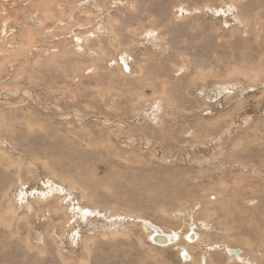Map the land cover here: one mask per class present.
<instances>
[{
    "label": "rangeland",
    "instance_id": "obj_1",
    "mask_svg": "<svg viewBox=\"0 0 264 264\" xmlns=\"http://www.w3.org/2000/svg\"><path fill=\"white\" fill-rule=\"evenodd\" d=\"M263 69L264 0H0V264H264Z\"/></svg>",
    "mask_w": 264,
    "mask_h": 264
},
{
    "label": "bare ground",
    "instance_id": "obj_2",
    "mask_svg": "<svg viewBox=\"0 0 264 264\" xmlns=\"http://www.w3.org/2000/svg\"><path fill=\"white\" fill-rule=\"evenodd\" d=\"M228 12V11H227ZM224 13V11H223ZM4 29V27H3ZM6 30V29H5ZM4 30V32H5ZM77 38V37H76ZM80 38V37H79ZM78 40V39H77ZM152 40V39H151ZM152 43V42H151ZM82 45V44H81ZM76 46V45H75ZM78 48V47H77ZM92 50V49H91ZM121 60L124 62V66L127 69L129 68L128 63L126 62V59L124 57L121 58ZM263 67V66H262ZM264 70V69H263ZM70 182V181H69ZM74 187V186H73ZM52 189H50L49 191H51ZM45 194V193H42ZM51 194V193H50ZM46 196V195H43ZM45 198V197H44ZM55 198V197H54ZM53 198V199H54ZM51 200V199H49ZM48 201V200H47ZM59 201V200H58ZM73 204V203H72ZM71 206V205H70ZM73 208V207H72ZM209 208V207H208ZM63 209V208H62ZM70 209V208H69ZM59 210V209H58ZM71 210V209H70ZM213 210V209H212ZM212 210H204L205 212H209L210 216L213 214ZM64 212V211H63ZM79 212V211H78ZM92 211L89 209H85V210H81V217L85 219L87 217V215H89L88 213H91ZM77 213V212H76ZM74 214V213H73ZM66 216V215H65ZM72 216V214H71ZM85 217V218H84ZM68 219V218H67ZM79 219V218H78ZM78 221V220H77ZM63 223V221H62ZM143 225L144 227H146L147 229H149V234L151 236L152 242L154 243V245L156 246H166L169 243L171 245L177 244L178 241L181 239V233L179 231H174L171 230L170 232L165 231L163 228L158 227L157 225L153 224V222L149 221V220H143ZM68 224V223H67ZM204 225V224H203ZM63 226V225H62ZM61 226V227H62ZM143 227V228H144ZM198 228V227H197ZM146 229V231H147ZM187 233L184 235L185 236V240L187 241L188 244H193V243H197L199 242L200 239V231L195 230V222L191 223L190 229L189 231H186ZM184 245L182 244V246L178 247L180 252H181V256L182 258L185 259V261H191L192 260V256L188 250V246L189 245ZM206 245V244H205ZM217 245V244H216ZM207 247V246H206ZM211 247V246H210ZM217 248V247H214ZM216 250V249H215ZM225 252L230 253L229 255L234 258V259H240L243 260V252L241 249L239 248H231L229 246H225ZM204 255V254H203ZM204 262V260H203ZM204 264V263H203Z\"/></svg>",
    "mask_w": 264,
    "mask_h": 264
}]
</instances>
